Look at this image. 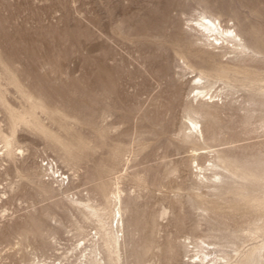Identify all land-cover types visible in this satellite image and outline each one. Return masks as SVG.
<instances>
[{"label":"rangeland","instance_id":"obj_1","mask_svg":"<svg viewBox=\"0 0 264 264\" xmlns=\"http://www.w3.org/2000/svg\"><path fill=\"white\" fill-rule=\"evenodd\" d=\"M201 12L246 51L204 47ZM260 100L264 0H0V264H81L75 245L99 233L105 257L114 193L119 264H184L187 236L263 245ZM225 156L218 187L200 185L196 162Z\"/></svg>","mask_w":264,"mask_h":264},{"label":"bare ground","instance_id":"obj_2","mask_svg":"<svg viewBox=\"0 0 264 264\" xmlns=\"http://www.w3.org/2000/svg\"><path fill=\"white\" fill-rule=\"evenodd\" d=\"M207 16L205 12H201L198 15V19H195V23L190 26L191 29L196 31L200 35L199 40L203 42L204 47H220V48H233V53L241 52L244 53L247 49L246 43L239 36L235 29L232 27H223L221 21L217 17ZM226 45V46H224ZM194 80H197V83L202 82L201 77H195ZM197 95L204 99L210 94V90L206 87H197ZM213 94L209 97V100H212ZM213 101V100H212ZM260 105L264 104V101H258ZM189 126L187 127L190 131L187 134L188 138H198L200 135L203 136L202 126L196 118L189 116L188 117ZM227 156L221 158L220 163L209 161L208 165H201L199 162H196V180L199 181L200 185L208 189H214L218 187L220 183L221 173L218 171V168L222 164L227 163ZM246 163H249V160H245ZM242 162V161H241ZM263 162L261 157H258L255 162V166L247 172L248 177H259L258 169H260L261 163ZM47 164V162L45 163ZM50 170L53 171V175H56L59 172V168L55 169L56 164L53 162L48 163L47 165ZM47 167V170H49ZM235 169H238L237 167ZM62 172V171H60ZM59 172V173H60ZM61 179V185L63 180H65L64 172L61 175H57ZM257 188V185L250 183L249 186ZM114 196L110 200V204L113 206L111 210V221L112 226L108 229H104L102 240L108 248V255L105 257L101 256L100 250V233L97 240H93L90 244L91 247L87 248L85 243L75 245L73 251H79V260L81 264H111L109 260L113 261V264H119V258L114 259L111 256L114 253V250H117L122 245V238L124 237V224L122 219V207H121V198L119 193H114ZM253 199H257V195H253ZM208 209V208H207ZM207 209H204L206 211ZM116 221V228L113 227V223ZM103 228V227H102ZM195 230V229H194ZM98 236V233H95L93 236ZM207 239H213L211 241ZM207 239L203 237H185V240L182 243V247L185 253V256L188 257V261L184 264H264V244L261 246H252L248 250L240 251L242 245H233L231 246L233 251L228 252L225 250V246L220 244L217 239H220L217 235L208 236ZM189 240V242H186ZM89 251V252H88ZM88 252V253H86ZM82 258V259H81ZM30 264H47L45 260L40 259L39 257H34ZM52 264H55L53 262Z\"/></svg>","mask_w":264,"mask_h":264}]
</instances>
